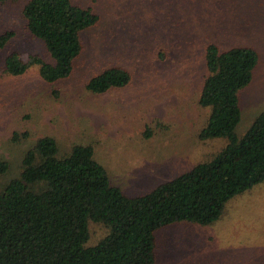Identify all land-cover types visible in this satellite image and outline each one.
<instances>
[{
	"label": "rangeland",
	"instance_id": "374dc122",
	"mask_svg": "<svg viewBox=\"0 0 264 264\" xmlns=\"http://www.w3.org/2000/svg\"><path fill=\"white\" fill-rule=\"evenodd\" d=\"M72 1L92 8L100 21L82 33L84 51L72 75L55 84L38 66L21 76L4 72L13 52L52 58L28 30V1L0 4V36L14 33L0 48V161L11 163L6 180L21 172L26 153L45 137L56 139L60 157L76 145L92 146L114 185L131 197L212 160L228 140L200 139L211 114L200 105L210 44L259 53L253 81L241 92L240 138L264 111V0ZM112 67L127 69L131 83L89 91V81ZM25 133L27 139L13 141ZM107 232L91 224L89 246ZM158 235L157 264H264V184L230 201L210 226L185 223Z\"/></svg>",
	"mask_w": 264,
	"mask_h": 264
},
{
	"label": "trees",
	"instance_id": "16d2710c",
	"mask_svg": "<svg viewBox=\"0 0 264 264\" xmlns=\"http://www.w3.org/2000/svg\"><path fill=\"white\" fill-rule=\"evenodd\" d=\"M23 1H28L23 11L28 30L45 43L52 61L13 52L4 72L21 76L38 66L49 83L69 78L84 51L82 33L96 26L100 16L72 0ZM13 37V32L2 34L0 48ZM259 59L251 47H207L208 75L200 105L211 114L200 139H227L228 144L212 160L150 193L128 196L114 185L92 146L76 145L60 157L52 137L40 139L26 153L21 172L9 180L11 163L1 160L0 264H157L159 232L219 221L230 201L264 184V111L243 137L237 134L241 92L253 81ZM132 77L127 69L112 67L93 77L87 88L103 94L127 87ZM23 137L29 134H15L13 141ZM93 223L108 232L89 246Z\"/></svg>",
	"mask_w": 264,
	"mask_h": 264
}]
</instances>
